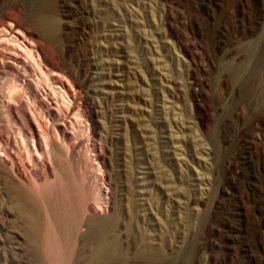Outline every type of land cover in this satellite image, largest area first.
Wrapping results in <instances>:
<instances>
[{"label":"rangeland","instance_id":"obj_1","mask_svg":"<svg viewBox=\"0 0 264 264\" xmlns=\"http://www.w3.org/2000/svg\"><path fill=\"white\" fill-rule=\"evenodd\" d=\"M0 31V264H264V0H0Z\"/></svg>","mask_w":264,"mask_h":264},{"label":"bare ground","instance_id":"obj_2","mask_svg":"<svg viewBox=\"0 0 264 264\" xmlns=\"http://www.w3.org/2000/svg\"><path fill=\"white\" fill-rule=\"evenodd\" d=\"M9 31L7 32V29H6V32L9 34V35H12V37L13 38H16V40L17 39H19V38H21V35H20V32H18V31H16V30H14V28L12 27V28H9L8 29ZM1 32V31H0ZM8 35V36H9ZM2 36V35H1ZM5 37V36H4ZM10 37V36H9ZM2 38V37H1ZM12 38V39H13ZM5 40H6V38H4ZM9 39V38H8ZM7 39V40H8ZM1 40V39H0ZM11 40V39H10ZM14 40V39H13ZM8 42H9V40H8ZM1 43V42H0ZM4 43V42H3ZM16 43V42H15ZM16 46L18 47V44H16ZM11 54V57H10V61H12V62H15V63H17L18 65H21V67H23L24 66V68L26 67V65L24 64V62L20 59V57H19V54H18V52L16 53L15 51H14V53L12 52V53H10ZM107 229H112V227H109V228H107ZM106 229V230H107ZM91 230V229H90ZM93 230V229H92ZM96 231V230H95ZM94 235H95V232H94ZM100 236V238H99V240L96 242V247H95V251H94V253H93V255H92V258H91V260H92V262H100L101 260H103V258L105 259V254H106V249L108 248L107 247V243L105 242V240L103 239L104 238V235H99ZM108 244H110L109 242H108ZM106 260V259H105Z\"/></svg>","mask_w":264,"mask_h":264}]
</instances>
